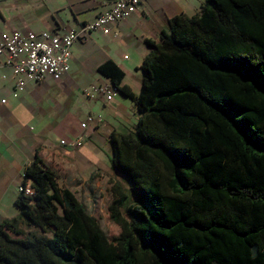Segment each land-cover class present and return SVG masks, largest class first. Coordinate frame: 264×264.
<instances>
[{
	"label": "trees",
	"instance_id": "1",
	"mask_svg": "<svg viewBox=\"0 0 264 264\" xmlns=\"http://www.w3.org/2000/svg\"><path fill=\"white\" fill-rule=\"evenodd\" d=\"M147 45L138 94L100 66L140 114L110 134L130 189L113 185L120 233L37 156L21 183L34 193L0 223V264H264V0H206Z\"/></svg>",
	"mask_w": 264,
	"mask_h": 264
},
{
	"label": "crops",
	"instance_id": "2",
	"mask_svg": "<svg viewBox=\"0 0 264 264\" xmlns=\"http://www.w3.org/2000/svg\"><path fill=\"white\" fill-rule=\"evenodd\" d=\"M205 1L142 0L108 34L93 31L76 41L70 70L60 79L47 75L40 82L30 81L17 96L14 76L0 55V223L18 215L19 187L37 156L70 189L112 166L110 134L133 131L140 114L135 101L118 91L100 66L113 61L124 71L122 85L138 94L141 66L150 51L147 40L158 41L173 17L193 16ZM111 6L108 0H0V33L20 29L65 34ZM96 86L115 93L112 98L93 93ZM89 116L94 120L82 127Z\"/></svg>",
	"mask_w": 264,
	"mask_h": 264
},
{
	"label": "built area",
	"instance_id": "3",
	"mask_svg": "<svg viewBox=\"0 0 264 264\" xmlns=\"http://www.w3.org/2000/svg\"><path fill=\"white\" fill-rule=\"evenodd\" d=\"M142 0H114L112 6L99 14L93 21L81 25L78 29H71L65 34H58L50 30L35 31L20 29L4 30L0 33V55L4 56L5 64L14 76V95L22 92L27 83L40 82L47 75L60 79L70 70L72 47L78 40H85L93 31L108 34L112 25L135 12ZM116 88V87H115ZM117 89V88H116ZM93 93L100 91L113 97V91L101 86L92 89ZM5 102V100H2ZM94 117L89 116L81 123L87 127ZM65 143V140H61ZM29 195L34 193L30 185L23 187Z\"/></svg>",
	"mask_w": 264,
	"mask_h": 264
},
{
	"label": "rangeland",
	"instance_id": "4",
	"mask_svg": "<svg viewBox=\"0 0 264 264\" xmlns=\"http://www.w3.org/2000/svg\"><path fill=\"white\" fill-rule=\"evenodd\" d=\"M115 183H119L127 194L130 193L124 176L117 173L109 165L107 169L95 172L86 183L78 184V186L71 184V189L75 192L76 196L84 203L88 212L96 217L101 228L110 238L118 235L122 229L121 225L113 218L110 209L116 197L113 189ZM118 211L121 217L127 218L124 207L119 208ZM27 230L29 231V229ZM30 230L35 229L32 228Z\"/></svg>",
	"mask_w": 264,
	"mask_h": 264
},
{
	"label": "water",
	"instance_id": "5",
	"mask_svg": "<svg viewBox=\"0 0 264 264\" xmlns=\"http://www.w3.org/2000/svg\"><path fill=\"white\" fill-rule=\"evenodd\" d=\"M108 1H114V0H108Z\"/></svg>",
	"mask_w": 264,
	"mask_h": 264
}]
</instances>
